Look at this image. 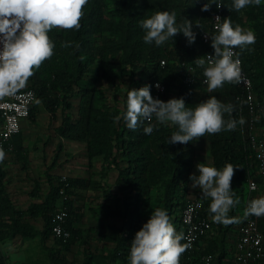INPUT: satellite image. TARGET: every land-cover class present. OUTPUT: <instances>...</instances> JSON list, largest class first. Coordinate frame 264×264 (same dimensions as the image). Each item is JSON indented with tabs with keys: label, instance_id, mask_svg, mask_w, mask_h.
<instances>
[{
	"label": "trees",
	"instance_id": "obj_1",
	"mask_svg": "<svg viewBox=\"0 0 264 264\" xmlns=\"http://www.w3.org/2000/svg\"><path fill=\"white\" fill-rule=\"evenodd\" d=\"M217 1L215 0L216 3ZM221 1L223 19L228 17L234 27L240 25L243 29L250 28L254 31L256 42L248 45L240 56L244 69L253 82L258 103L264 105V3L259 6L248 5L236 11L232 7L233 0ZM205 2L212 3V0H88L78 31L53 28L49 32L48 35L55 45L54 54L45 60L39 69L34 70L35 74L23 88L33 89L37 95V103L31 108L26 119L31 125H37L38 105H41L49 115L50 122L56 121L60 116L61 123L55 128L58 138L85 144L90 169L93 167L94 158H102V167H108L117 173L115 183L126 195L123 200L117 197L114 206H104L103 214L108 219H117L121 225L118 227L104 224L103 227L111 231L116 230L119 235L116 239L117 245H123V249L129 252L135 233L145 223V213L152 205L155 190L162 187L168 213L173 212L172 197L178 192H182V195L186 193L189 176L194 167L196 140L187 144L168 143L171 134L177 130L176 126L170 123L158 124L155 118L150 122L156 126L151 134L144 132V128L149 126L147 121L142 122L135 131L130 130L123 119L126 109L114 110L107 102H100L101 97L91 83L105 81L109 86H115L118 56L119 62L129 72V89L151 85V95L166 102L171 99L172 87L177 86V98L183 97L188 108H195L198 103L211 96L234 106L231 116H224L225 120L237 121L234 130H222L213 135L205 134L199 139L207 141L214 167L222 170L227 163L236 167L231 189L239 198L242 209L247 196L246 180L249 175H255L258 171V161L248 146L242 125L239 123L243 117L248 131L251 114L249 107L241 105L237 99L240 93L237 85L225 83L222 88L209 92L202 80L193 84H187L183 80L188 66L203 70L194 62L197 57H203L205 52L213 51L211 43L205 44L202 41L201 32L212 33L211 17L216 10V4L212 3L207 12L201 11ZM157 11H175L177 24H182L185 19L191 21L192 30L196 34L195 42L189 44L183 33H179L162 46H156L154 42L144 43L145 30L139 21ZM65 43L70 46H62ZM81 56L85 59L81 60ZM162 61H165L164 65ZM88 75L93 76L91 83L85 81ZM156 81L165 85L164 93L157 94L153 85ZM74 101L77 103L74 104ZM74 109L75 116L72 114ZM256 125H264V113H259ZM9 147H12L11 151L22 163V169L27 171L28 153L23 145L22 128L0 148L5 151ZM62 149L63 144L58 142L53 161L46 169V182L49 186L46 194H41V183L37 178L33 179L34 186L28 192V196L36 201L28 207L26 213L41 218L43 226L40 230L22 220L25 211L15 208L9 191L8 170L0 164L1 241H4L7 234L23 239L40 236L43 244L52 238L58 248L56 253H50L51 264H61L60 251H70L82 236L83 229L78 224L84 214L75 204L78 189L92 188L97 183L92 178L81 177H67L66 187L61 182V177L54 182L49 175L60 159ZM168 167L170 171L167 174ZM62 187L65 188L66 194L65 229L70 234L66 241L52 233L53 217L62 199ZM196 199H199L202 205L200 213L212 220V214L209 212L210 199L202 195ZM187 203L179 210L177 232H184L181 211ZM237 210L236 205L229 212L230 217L236 218L235 222L228 224L232 229L230 235L233 240L232 232L235 226L244 220L243 214L241 220L239 219ZM259 229L264 235V216L259 218ZM209 233L199 240L198 250L192 253V258L187 251L182 254L180 264H200V257L205 254L214 257L213 264H227L224 262L229 256V248L217 251L214 238L209 239L210 244L205 250L200 248L199 245ZM105 239L111 240L113 237L109 234ZM1 244L0 264H8ZM260 264H264V258Z\"/></svg>",
	"mask_w": 264,
	"mask_h": 264
},
{
	"label": "clouds",
	"instance_id": "obj_2",
	"mask_svg": "<svg viewBox=\"0 0 264 264\" xmlns=\"http://www.w3.org/2000/svg\"><path fill=\"white\" fill-rule=\"evenodd\" d=\"M212 3L217 8L223 6L215 0ZM212 3L203 4L201 11H209ZM87 4L88 0H0V98L23 89L35 74L34 70L53 56L55 45L48 35L53 28L80 29ZM253 4L259 6L261 0H233L232 7L240 11ZM220 19L219 16L215 18L217 22ZM139 23L145 30L143 40L146 44L154 42L156 46H162L179 33H183L189 44L196 40L192 22L185 19L182 24H177L175 11H157ZM217 33L211 37L214 53L194 60L196 66L203 69L204 83L209 92L222 88L225 83L242 82L240 55L248 45L256 42L253 30H245L240 25L234 27L228 17L223 19V23H217ZM62 46L70 45L65 43ZM80 59L84 60L85 57L81 56ZM155 86L160 87L158 83ZM150 89L151 85H145L127 92L123 119L130 130L135 131L142 122L147 121L149 126L144 128V132L151 134L156 126L150 122L155 118L158 124L176 126L177 130L171 134L168 143L187 144L205 134L235 129L237 121L224 118L225 114L230 117L234 111L230 103H222L211 96L195 108H188L183 97L165 102L154 98ZM239 123H245L243 117ZM4 158L5 152L0 148V162ZM196 167L199 175L189 176L191 187L199 188L202 196L210 199L209 212L213 221L224 225L235 222L236 218L230 217L229 212L239 204V198L231 189L236 167L231 163L225 164L222 170L205 163H198ZM253 215L264 216V196L249 201L244 216ZM186 239L183 231L177 232L167 210L157 207L135 233L128 264H180L182 254L192 246L191 242L182 243Z\"/></svg>",
	"mask_w": 264,
	"mask_h": 264
},
{
	"label": "rangeland",
	"instance_id": "obj_3",
	"mask_svg": "<svg viewBox=\"0 0 264 264\" xmlns=\"http://www.w3.org/2000/svg\"><path fill=\"white\" fill-rule=\"evenodd\" d=\"M264 3V0H261ZM250 29V28H248ZM245 29V30H248ZM116 72H117V83L115 86H109L105 81L98 83L92 82L93 76L88 75L85 81L91 83V86L96 88L99 96L101 97L100 102H107L112 109H126L127 92L129 90V72L127 68L119 62V56L117 57ZM97 67V66H96ZM177 86L172 87L171 98H177ZM77 102L74 101V104ZM76 109V108H75ZM73 115L75 116V111ZM37 128L39 135L34 138L28 133L27 145L31 160L29 161V175H24L21 166V162L16 159L13 153H9L3 160L4 165L9 167L10 180H11V196L15 208L25 211V215L22 220L25 223L33 225L37 230H40L43 226V221L40 217H33L29 213H26L28 207L36 201L28 196V192L33 188V179L37 178L41 183V194L45 195L49 189L47 184L46 169L52 163L53 156L55 154L54 146L56 148L57 142L54 137V125L55 121L50 122V118L45 117L42 113L37 116ZM207 141L199 139L197 141V149L201 150L204 148V144ZM62 152L66 153L64 156L69 158L67 161L66 171L62 175H55L57 170H53L50 173L51 179L56 182L61 176H71L78 168H85L88 163L85 153L81 154V149L76 146L71 147L70 143L63 144ZM207 154L200 159L199 163H205L207 166H213L211 163V153L206 151ZM81 154V155H80ZM74 160H77L75 163ZM102 158L98 159V162L94 164V171L90 172V178L94 179L97 183L92 188L78 189L75 195V204L78 210L84 214L81 222L78 224L83 229L81 238L75 245L71 247L70 251L61 250L59 257L61 258V264H128L129 251L124 250V246L117 245L118 232L105 229L104 224H111L113 226H120L121 222L117 219H108L103 214L104 206H114L115 199L117 197L124 199L126 193L119 190L116 185L117 173L108 167H102ZM74 161V162H73ZM65 165V166H66ZM170 169L168 167L167 174ZM194 170H192L193 172ZM86 174V173H85ZM194 174L199 175L198 169ZM192 181L189 180L187 183V191L182 195V192H178L172 197L171 203L172 213H168L171 222L177 229L178 216L180 208L192 198H198L202 195V191L199 188H192ZM109 194V196L107 195ZM184 196V197H182ZM165 208L163 190L159 187L155 190L154 199L151 207L145 213V223L150 218L152 211L155 208ZM238 217L241 220L243 209L237 204ZM173 214V215H171ZM7 219V218H6ZM213 221V219H212ZM234 228V227H233ZM232 229L230 225L218 224L213 221L212 231L209 233V238H214L217 243V251H222L226 247H232L234 240L232 239L230 232ZM113 237L111 240L105 239L106 236ZM118 246V247H117ZM3 252L7 258L8 264H51L50 253H56L58 247L55 246L53 239L51 238L45 244L40 240V236L33 239H23L20 237H11L9 234L4 238L1 244ZM215 250V249H214ZM125 258V259H124Z\"/></svg>",
	"mask_w": 264,
	"mask_h": 264
},
{
	"label": "built area",
	"instance_id": "obj_4",
	"mask_svg": "<svg viewBox=\"0 0 264 264\" xmlns=\"http://www.w3.org/2000/svg\"><path fill=\"white\" fill-rule=\"evenodd\" d=\"M207 3V2H205ZM204 3V4H205ZM217 3L222 4L221 0ZM219 16V22L215 18ZM217 23H223L222 7L217 8L212 14L211 24L212 33L208 31L201 32V39L205 44L211 43V37L217 33ZM2 47V45H0ZM234 51H237L235 49ZM238 52V51H237ZM205 52V55L213 54ZM242 61V82L236 84L239 88V95L237 97L241 105H247L250 110L251 118L248 124V131L244 124L242 130L244 138L248 146L252 149L256 160L258 161V171L255 175H249L246 180V200L244 203L243 216L249 201L255 198L264 196V125L257 126L256 120L259 113H264V105L258 103L256 94L253 89V82L248 72L244 69ZM165 64V61H162ZM187 84H193L198 80L204 83L205 77L203 70L199 71L197 68L188 66L186 69L184 79ZM159 84L157 88L155 85ZM154 89L157 94H162L165 91V85L159 81L154 82ZM37 103V95L33 89H20L17 93L11 96H4L0 98V147L8 143L15 135L21 131V122L29 117L31 108ZM9 147L8 150H11ZM260 179V182H259ZM61 182L64 187L67 186V177L62 176ZM60 189L62 199L58 204L57 210L54 214V225L52 233L58 238L66 241L69 237V232L65 229V222L67 217V209L64 205L66 199L65 188ZM201 202L199 199L193 198L188 201L181 211V222L184 228V234L187 237L183 243L191 242V248L187 250L192 258V253L198 250V242L202 237L212 229V220L208 216L200 213ZM259 218L256 216H244V220L239 222L232 232L234 237V244L229 248V256L225 258L227 264H260L264 258V235L259 229ZM0 238V244H1ZM200 264H213L214 257L210 254H205L200 257Z\"/></svg>",
	"mask_w": 264,
	"mask_h": 264
},
{
	"label": "crops",
	"instance_id": "obj_5",
	"mask_svg": "<svg viewBox=\"0 0 264 264\" xmlns=\"http://www.w3.org/2000/svg\"><path fill=\"white\" fill-rule=\"evenodd\" d=\"M38 108H39V113H38V116H40V114H44L45 115V117H47V113H46V111L42 108V106L41 105H38ZM48 117H49V115H48ZM55 123H56V125H54L53 127H54V129H53V132H54V137H56V139H55V141H58V142H61L62 144H64V148H65V144L66 143H70L71 144V147H77V148H80L81 149V154L82 153H85V157H86V159L88 158L87 157V152H86V146H85V144L84 143H81V142H76V141H69V140H66V139H60V138H58L56 135H55V128L57 127V126H59L60 125V123H61V118H60V116H58V118H57V120L55 121ZM21 128H22V134H23V145H24V147H25V149H26V151H27V153H28V166H29V161L31 160V156H30V154H29V149H28V145H27V139L28 138H30V136H33L34 138H36V137H38V135H39V132H38V130H37V128H40V124H39V126L38 125H31L30 124V122L28 121V120H22V122H21ZM28 133L30 134V136H28L27 137V135H28ZM199 140V139H198ZM198 140H196V142H195V160H194V167H193V170L194 171H196V165L199 163V161H200V159L201 158H203V156H204V154L206 155L207 154V152L206 151H209V148H208V144L206 143V144H204V148L203 149H201V150H198L197 149V141ZM58 142H57V144H58ZM57 146V145H56ZM54 151H55V146H54ZM63 150V149H62ZM5 152V157L11 152V153H13L11 150H5L4 151ZM14 154V153H13ZM66 153H64V152H61V157H60V159L58 160V162H57V164H56V166H55V170H57V172L55 173V175H62V173H64V172H69V171H66V168H68L69 169V167L66 165L67 164V161H69V158H66L64 155H65ZM80 154V155H81ZM15 155V154H14ZM16 156V155H15ZM17 159V158H16ZM98 159H100V158H94L93 159V166H94V164L96 163V162H98ZM53 161V160H52ZM75 161V163H77V160H74ZM73 161V162H74ZM102 163H103V161H102ZM102 163H101V165H102ZM211 163H212V158H211ZM0 164H3V163H0ZM4 165V164H3ZM66 165V166H65ZM213 165V164H212ZM5 166V168L8 170L9 169V167L8 166H6V165H4ZM21 166H22V164H21ZM53 169V170H54ZM94 169V167H92L91 169L88 167V163L86 164V167L85 168H78L77 169V171L75 172L76 173V175L74 174V172H70V173H73L71 176H68V177H81V178H90L89 176L87 177V176H85V175H89V173L90 172H92V171H94L93 170ZM22 171H23V173H24V175H29L30 173H29V170L27 169V171H24L23 169H21ZM194 171L192 172V174H194ZM86 173V174H85ZM62 177V176H61ZM8 179L10 180L11 178H10V173H9V170H8ZM34 179H36V178H34ZM12 184H11V180H10V186H11ZM9 191L11 192V190H10V187H9ZM30 192V191H29ZM209 236L205 239V240H202V242H201V244L199 245L200 246V248L201 249H203V250H205V248H206V246H208L209 244H210V242H209ZM201 245H202V247H201ZM228 248H230V247H228ZM191 263H193V262H191ZM225 263V262H224Z\"/></svg>",
	"mask_w": 264,
	"mask_h": 264
}]
</instances>
